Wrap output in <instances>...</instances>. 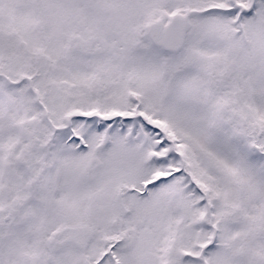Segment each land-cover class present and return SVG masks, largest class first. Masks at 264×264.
<instances>
[{
    "label": "snow or ice",
    "instance_id": "1",
    "mask_svg": "<svg viewBox=\"0 0 264 264\" xmlns=\"http://www.w3.org/2000/svg\"><path fill=\"white\" fill-rule=\"evenodd\" d=\"M0 264H264V0H0Z\"/></svg>",
    "mask_w": 264,
    "mask_h": 264
}]
</instances>
